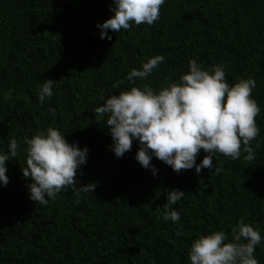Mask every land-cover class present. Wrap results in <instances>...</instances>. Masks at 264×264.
I'll return each mask as SVG.
<instances>
[{"label":"trees","instance_id":"16d2710c","mask_svg":"<svg viewBox=\"0 0 264 264\" xmlns=\"http://www.w3.org/2000/svg\"><path fill=\"white\" fill-rule=\"evenodd\" d=\"M114 3L0 0V151L10 152L12 138L19 144L7 162L10 180L0 185V264H191L194 239L215 230L232 239L241 218L264 235V0H166L154 24L109 29L112 38L102 39L98 23L114 14ZM157 54L165 60L136 86L179 82L191 58L205 68L225 66L230 84L256 79L255 160L243 151L239 159L217 153L213 168L198 174L153 156L154 175L136 159L138 140L115 155L107 117L94 109L130 89L128 73ZM48 78L54 95L41 103L39 86ZM49 126L88 146L77 180L90 190L77 196L67 187L41 204L30 198L23 173L24 137ZM205 155L202 149L197 163ZM176 188L185 191L173 205L181 219L164 220L167 192ZM255 254L264 264V242Z\"/></svg>","mask_w":264,"mask_h":264},{"label":"clouds","instance_id":"9594fccd","mask_svg":"<svg viewBox=\"0 0 264 264\" xmlns=\"http://www.w3.org/2000/svg\"><path fill=\"white\" fill-rule=\"evenodd\" d=\"M166 0H115L113 15L103 23L101 38L111 39L109 29L119 32L131 29L133 23L154 24L160 18L161 6ZM165 60L157 54L142 62L141 68H133L128 79L130 89L113 94L106 102L94 109L100 120L106 119L113 138L111 145L117 157H122L138 140L140 148L136 159L153 174L158 169L152 164L153 156L172 166L177 172L195 167L199 174L204 168H213V158L222 153L239 159L242 151L245 159L255 160L251 141L260 134L256 117L261 106L252 96L257 86L254 77L241 78L230 84L225 66L215 64L203 67L195 58L189 61V71L183 73L179 82L156 90L148 84L136 86V78H147ZM55 80L48 78L39 86L38 99L43 103L54 95ZM119 87V83L116 85ZM27 144V167L25 177L30 198L47 204L48 198L71 187L79 196L90 189L78 186L77 170L87 162L88 146L80 147L70 142L58 127L49 126L31 137L25 136ZM10 152L0 151V185L10 180L8 161L18 155L19 144L10 140ZM207 155L200 163L197 157L201 150ZM96 185L93 186L94 190ZM185 196L179 188L167 192L164 220L179 222L181 213L173 205ZM79 203V199L75 201ZM233 238L224 230L201 234L194 239L189 252L191 264H259L256 246L264 242L259 228L246 223L243 218L232 227ZM182 231L177 236H183Z\"/></svg>","mask_w":264,"mask_h":264}]
</instances>
